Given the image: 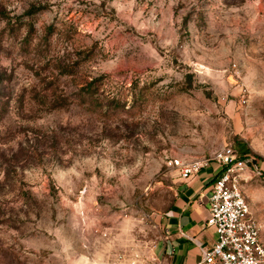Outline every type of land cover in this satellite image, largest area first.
Segmentation results:
<instances>
[{
  "label": "rangeland",
  "instance_id": "obj_1",
  "mask_svg": "<svg viewBox=\"0 0 264 264\" xmlns=\"http://www.w3.org/2000/svg\"><path fill=\"white\" fill-rule=\"evenodd\" d=\"M226 147L264 241V0H0V264L148 255Z\"/></svg>",
  "mask_w": 264,
  "mask_h": 264
},
{
  "label": "built area",
  "instance_id": "obj_2",
  "mask_svg": "<svg viewBox=\"0 0 264 264\" xmlns=\"http://www.w3.org/2000/svg\"><path fill=\"white\" fill-rule=\"evenodd\" d=\"M213 159L221 164L222 171L209 194L207 225L214 228L217 240L204 251L198 264H264L261 225L252 213L242 185L250 159L239 156L232 147L222 148ZM208 162L175 158L170 165L187 181ZM118 260L121 264H160L150 253L145 256L121 253Z\"/></svg>",
  "mask_w": 264,
  "mask_h": 264
},
{
  "label": "crops",
  "instance_id": "obj_3",
  "mask_svg": "<svg viewBox=\"0 0 264 264\" xmlns=\"http://www.w3.org/2000/svg\"><path fill=\"white\" fill-rule=\"evenodd\" d=\"M221 171L212 159L187 181L178 178L171 204L160 216L162 235L150 252L157 263L198 264L215 243L217 234L207 225L209 194Z\"/></svg>",
  "mask_w": 264,
  "mask_h": 264
},
{
  "label": "trees",
  "instance_id": "obj_4",
  "mask_svg": "<svg viewBox=\"0 0 264 264\" xmlns=\"http://www.w3.org/2000/svg\"><path fill=\"white\" fill-rule=\"evenodd\" d=\"M94 84H95V81L82 87L81 90H83V97H90L93 94V92L91 91V88L92 86H94ZM113 99H117V97H113Z\"/></svg>",
  "mask_w": 264,
  "mask_h": 264
}]
</instances>
